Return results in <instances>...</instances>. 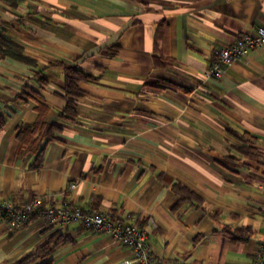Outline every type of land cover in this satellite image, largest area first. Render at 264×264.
<instances>
[{"label":"crops","instance_id":"crops-1","mask_svg":"<svg viewBox=\"0 0 264 264\" xmlns=\"http://www.w3.org/2000/svg\"><path fill=\"white\" fill-rule=\"evenodd\" d=\"M263 24L264 0H0V31L35 60L0 57V200L110 210L166 260L250 264L264 237V47L204 72ZM67 66L87 74L81 94L65 92ZM56 231L36 264L130 256L108 233L37 216L0 219V264Z\"/></svg>","mask_w":264,"mask_h":264},{"label":"built area","instance_id":"built-area-1","mask_svg":"<svg viewBox=\"0 0 264 264\" xmlns=\"http://www.w3.org/2000/svg\"><path fill=\"white\" fill-rule=\"evenodd\" d=\"M264 47V24L254 33L243 35L220 50L218 58L204 72L205 78H219L224 67L242 58L249 51ZM74 187V184L71 185ZM43 197H36L23 205H16L9 199L0 200V219L15 229L28 223L33 216L42 217L46 223L64 227L68 223L78 222L82 227L96 233L110 234L114 239L130 249V256L121 264H188L184 259L166 260L156 256L151 249L146 232L133 223L115 219L110 210L89 209L64 201L59 205L43 206ZM264 234V226L262 228ZM250 264H264V237L253 254Z\"/></svg>","mask_w":264,"mask_h":264},{"label":"trees","instance_id":"trees-1","mask_svg":"<svg viewBox=\"0 0 264 264\" xmlns=\"http://www.w3.org/2000/svg\"><path fill=\"white\" fill-rule=\"evenodd\" d=\"M5 56H9L24 62L35 63V60L24 54L20 46L10 41L8 37L0 31V57ZM64 71L65 92L70 95L81 94L82 92L77 86V82L85 78L87 74L81 71L80 69H77L76 67L70 66L65 67ZM40 81L44 82V79L40 77ZM5 122V115L0 112V130L3 128ZM35 217L36 216H33L31 220ZM63 241L64 239L62 233L60 231H56L49 239H47L40 246H38L31 252L20 256L19 258L8 264H36L41 259H44L49 256L53 252V250L58 247Z\"/></svg>","mask_w":264,"mask_h":264}]
</instances>
